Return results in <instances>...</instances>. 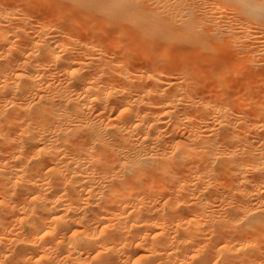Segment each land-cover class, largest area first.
Listing matches in <instances>:
<instances>
[{"label":"bare ground","instance_id":"1","mask_svg":"<svg viewBox=\"0 0 264 264\" xmlns=\"http://www.w3.org/2000/svg\"><path fill=\"white\" fill-rule=\"evenodd\" d=\"M263 74L264 0H0V264H264Z\"/></svg>","mask_w":264,"mask_h":264},{"label":"rangeland","instance_id":"2","mask_svg":"<svg viewBox=\"0 0 264 264\" xmlns=\"http://www.w3.org/2000/svg\"><path fill=\"white\" fill-rule=\"evenodd\" d=\"M40 6H43V7H46V8H47L49 5L47 4V2H46V4H45V2H43L42 4H40ZM86 22H87V20H86ZM126 37H127V38H126ZM126 37H125V39H124V42H128L129 39H130V38H128L127 35H126ZM126 39H127V40H126ZM106 41H108V40H106ZM110 42H111V43L113 42V44H116L115 41H110V40H109V43H110ZM109 43L105 42V44H109ZM111 43H110V44H111ZM110 44H109V45H110ZM191 55H192V57H190V59H193V60H196V61H197L198 57L195 55V53H194V54H193V53H190L189 56H191ZM194 55H195L196 57H195ZM186 56H187V54H186L185 52H183V53H181V54L179 55V58H180V60H184V59L189 60V59H188L189 56H188V57H186ZM199 60H200V62H201L200 64L203 65V66L196 65L195 67H199V68L196 69V72L199 73V76H200V75L202 76V77H200V78L203 79V76H205V74H207L206 79H207L209 76H210L211 78H213L214 75L217 76L218 73H216L215 69H211V68H210L211 66H213V62H214V61L211 60V57H210V56H206V57H204L203 59H199ZM207 60H208V61H207ZM202 63H203V64H202ZM216 63H217V61L214 62V64H216ZM239 63H241V62H239ZM207 64H208V65H207ZM234 64H235V66H236V65H237V62H235ZM234 64H232L231 66H233ZM209 65H210V66H209ZM240 65H241V64H240ZM240 65H239V66H240ZM233 68L235 69L236 67H233ZM233 68H232V69H233ZM243 68H245L244 65L242 66V68H241L240 70H239V68H236V69H238V71L244 73V71H241ZM236 69H235L236 74H238V73L240 74V72H238ZM244 70H245V69H244ZM210 71H213V74H211L212 72H210ZM219 71H220V70H219ZM235 71H234V72H235ZM217 72H218V70H217ZM221 72H223V71H221ZM221 72H219V74H220ZM237 72H238V73H237ZM227 73H228V72H227ZM202 74H203V75H202ZM230 74H231V75H230ZM230 74H229L230 77H229V75H226L227 77L225 76V77H224V80H225V82H226V81L228 82L227 86H229V84H230V85L232 84V85H231L232 87L230 86L232 89L228 88L227 86H226V87H223L225 90H226V89L228 90V91H227V90H226V91H227L230 95H235V96H236V94L239 95L238 93H239L240 89H241L242 87H243V89H244L245 86H247L248 84H249V86H247V87H248L250 90H251V87H252V89L254 88L253 90H251V92L253 91V92L255 93V91L257 90L255 94H258L257 92H260V91L262 92V91H263V87L261 88L262 90L259 89V87L262 86L263 83H261V84H262V85H261V84H258V82H256V81H258L259 77H258V79H256V81H255L256 83L254 84V83H253V82H254V78L252 79L253 82L249 80V79L252 78V76H253V77L255 76V75L251 74V75H250L251 77H249V79H248L251 83L248 82V84H247V81H248V80H247L246 78H244L245 76L243 77L244 74H242L241 76H239V74H238V77H236L237 75H236L235 73H233L232 70H230ZM234 74H235V75H234ZM208 75H209V76H208ZM224 75H225V74H224ZM263 75H264V74H263ZM263 75H261V76H263ZM215 76H214V77H215ZM231 76H232V77H231ZM246 77H248V75H247ZM198 78H199V77H198ZM228 78H229V79H228ZM255 78H256V77H255ZM263 78H264V76H263ZM263 78H260V79H259V80H260L259 83H260L261 81H262V82L264 81V80H262ZM204 79H205V78H204ZM206 79H205V80H206ZM208 79H209V78H208ZM239 79L242 81L243 84H244V82H245L247 85L244 84V86H243V84L241 83V81H240ZM242 79H244V80H246V81H243ZM236 80H237V81H236ZM231 82H232V83H231ZM252 84H253V85H252ZM250 85H251V86H250ZM258 85H259V86H258ZM253 86H254V87H253ZM238 87H239V88H238ZM233 88H234V89H233ZM237 88H238L239 90H238ZM255 88H257V89L255 90ZM229 89H230L231 91H229ZM235 89H236V90H235ZM258 90H260V91H258ZM235 91H236L237 93H235ZM241 91H242V90H241ZM241 91H240V92H241ZM232 92H233V93H232ZM261 92H260V93H261ZM260 93H259V94H260ZM235 96H234V97H235ZM259 96H260V95H259ZM234 97L232 96V98H234Z\"/></svg>","mask_w":264,"mask_h":264}]
</instances>
